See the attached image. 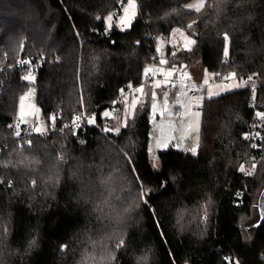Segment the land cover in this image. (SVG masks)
<instances>
[{
	"label": "trees",
	"instance_id": "1",
	"mask_svg": "<svg viewBox=\"0 0 264 264\" xmlns=\"http://www.w3.org/2000/svg\"><path fill=\"white\" fill-rule=\"evenodd\" d=\"M121 1L0 0V264H137L143 255L148 264H264V222L243 221L258 214L264 186V0H206L199 12L189 0H137L131 28L108 34ZM175 26L196 43L169 49L168 66L200 58L215 75L259 76L258 107L253 78L205 97L197 154L169 146L155 169L149 104L117 133L101 111L122 108L124 92L159 63L158 36ZM20 56H43L33 80ZM31 85L43 119L86 115L80 127L15 124Z\"/></svg>",
	"mask_w": 264,
	"mask_h": 264
},
{
	"label": "rangeland",
	"instance_id": "2",
	"mask_svg": "<svg viewBox=\"0 0 264 264\" xmlns=\"http://www.w3.org/2000/svg\"><path fill=\"white\" fill-rule=\"evenodd\" d=\"M206 0H189L186 5L190 8L196 9L201 3L205 4ZM125 7L120 17L118 27L122 30L130 29L138 14L137 0L124 1ZM116 9V8H115ZM113 9L111 13L115 10ZM127 19L128 23L123 21ZM111 21V16L107 17V22ZM187 39L195 40L192 33L188 32L184 27L175 26L172 28L168 35H159L157 39V51L160 52V60H168L167 54L169 49L173 53L179 51L188 50L193 47L187 45ZM156 53V52H155ZM155 56V55H153ZM159 58V57H158ZM201 68V72H196L194 69ZM171 68L168 64L154 63L148 65L147 70L152 69L151 73L155 74L156 79L154 81L147 80L151 74H146V77L142 83L137 86L129 87V90L124 92L120 102L122 108L117 107H105L101 111V115L108 119L111 123L105 125V129H112V132L117 133L116 129L125 126L128 119L134 115L136 107L139 104L147 102L150 107V115L153 122L150 137V160L155 169L160 168L161 163L159 159V150L166 149L169 146H173L182 151H189L191 154L192 148L199 146L200 138V121H201V105L205 97L215 96L229 90L239 88L243 85L253 84L249 81V78L254 77H237L233 73L223 74L222 79L220 75L208 71L201 64L200 58L195 59L192 63L183 66V70H179L177 66V72L179 75L183 72L185 77L200 81L202 87L199 88L194 95L190 94L189 85L180 84L176 82L175 87L169 86L166 88L155 89L154 82L160 80L162 84H166L164 77L160 75L156 69H168ZM176 75V74H175ZM162 76V78H159ZM202 76V78H201ZM228 79L229 83L226 84L225 80ZM254 82V81H253ZM143 87L144 92L138 93L136 90ZM157 92V98L155 103L157 105L155 113L152 110L151 93ZM167 93L165 95L164 93ZM35 87L31 85L19 99L18 103V115L21 117L19 126L29 122H39L40 127L46 131L50 129H59L54 123H48L41 116V110L39 105L34 101ZM138 100V103L133 107V100ZM165 102L167 107L165 108ZM62 112V110H59ZM108 115L105 116L104 114ZM63 115V114H62ZM94 118L90 117L89 119ZM50 126V127H49ZM20 127L18 128V130ZM197 154V153H196ZM252 167V166H251ZM258 214L255 213L251 217L245 218V223H252Z\"/></svg>",
	"mask_w": 264,
	"mask_h": 264
},
{
	"label": "built area",
	"instance_id": "3",
	"mask_svg": "<svg viewBox=\"0 0 264 264\" xmlns=\"http://www.w3.org/2000/svg\"><path fill=\"white\" fill-rule=\"evenodd\" d=\"M124 1L126 0H122L120 2V5L119 7H116V9L113 11V17H112V23H108L104 26V31L108 34H110L112 32V30L114 29L115 26H117V24L119 23V20H120V17L123 13V9L125 7V3ZM155 57H160V52L156 51L155 53ZM43 60V56L42 57H35V58H26V57H22L20 56L18 58V60L16 61V66L18 68H21L23 70V74L24 76L26 75H34V74H38V64H40ZM22 61H26L27 63H21ZM184 74V73H183ZM255 74V73H254ZM237 77L241 76V75H238V74H235ZM256 75V74H255ZM219 77H221L222 79V76L220 75ZM159 78H162V76H160ZM156 79V76L155 74L151 73L147 80H150V81H154ZM255 81L256 83L254 84L253 86V93L250 97V105L253 107V108H256L257 110V101H256V92H257V86H258V81H259V76H255ZM176 82H179L180 84H184V85H189L191 86L190 87V94L194 95L197 91H199V88L202 87V84L200 81H197V80H194V79H191V78H187L185 77V74L184 75H179V74H176L174 75L172 78H171V85H174L176 84ZM169 81H166V84H168ZM225 83L228 84L229 83V80L226 79L225 80ZM56 116V117H59L62 115V112H53L51 114L50 117L52 116ZM84 116V119L87 117L86 115H83ZM82 119L79 123L81 124L82 121L84 120ZM20 121H21V117L18 115L15 117L14 119V123L15 124H20ZM24 125V130L27 131V132H35L34 129L36 126H39L40 123L39 122H29V123H26V124H23ZM67 127H74L76 128L75 125L72 124V121L70 120H65L59 127V130H63L64 128ZM46 130L42 129V132L41 133H44ZM250 137V136H248ZM254 168V166H252V169Z\"/></svg>",
	"mask_w": 264,
	"mask_h": 264
},
{
	"label": "snow or ice",
	"instance_id": "4",
	"mask_svg": "<svg viewBox=\"0 0 264 264\" xmlns=\"http://www.w3.org/2000/svg\"><path fill=\"white\" fill-rule=\"evenodd\" d=\"M202 7H204V4H203V3H201L199 6H197L196 11L199 12L200 9H201ZM123 23L127 24V23H128V20L125 19V20L123 21ZM194 23H195V22H194ZM192 26H193V25H188L189 28L192 27ZM224 39H225V40L228 39L227 34H225ZM195 43H196V41L193 40V39H187V41H186V44H187V45H192V44H195ZM172 54L175 55V53H172ZM21 63H27V62H26V61H22ZM159 63L162 64V65L167 64V60H160ZM181 67H182V66H181ZM177 70H178V69H177V66H176V65H173L171 68H168V69H156V71H157L160 75H162V76L164 77V80H165V81H169V83H168V84H162L160 80H156V81L154 82V88H155V89H161V88H164V89L166 90V88L169 87V86H173V87H175V85H171L170 82H171V78L177 73ZM152 71H153L152 69H149V70H147V73H146V74H150ZM181 75H184V74L181 73ZM233 75H234V74H233ZM23 79H24L25 81H29V80H33L34 77L31 76V75H26V76L23 77ZM249 79H251V78H249ZM136 91H137L138 93H143V92H144V89H143V87H141V88H138ZM164 94L167 95L166 91H165ZM156 98H157V92H156V91H153V92L151 93V99H152V101H153L151 107H152V110H153L154 113H155V109H156V107H157V105H156V103H155ZM137 103H138V100L134 99V100H133V107H135ZM166 107H167V103L165 102V108H166ZM104 115L107 116L108 114L105 113ZM56 119H57V117H56L55 115L52 116V117H50V121H51L52 123H54ZM82 119H84L83 114L75 115V116L73 117V119H72V124L75 125L76 128H79V127H80V123H79V122H80ZM261 119H264V114H261ZM94 122H95V118L87 119V123H89V124H92V123H94ZM66 127H67V126H66ZM34 131H35L36 133H41V132H42V128H41L40 126H36L35 129H34ZM105 131H112V129H105ZM116 131L119 132V129H116ZM74 134H75V133H74ZM16 135H17V136H20L21 133H20L19 131H17V132H16ZM28 144L30 145V144H31V141H28ZM191 151H192L193 155H195V154L197 153V148L194 147V148L191 149ZM60 159H63V157H61ZM240 170H241L242 172L244 171L243 166H241V169H240ZM249 174H251V173H249ZM110 179H111V178L105 179V180L102 181V183L108 184V183L110 182ZM33 183H34V182H33ZM114 211H117V210L114 209ZM125 211H126V210H125ZM117 215H119V212H118V211H117ZM122 245H123V241H121L120 244L117 245V247H121ZM109 258H113V259H114V257H111V256H109ZM143 259H147V257L145 256V257H143Z\"/></svg>",
	"mask_w": 264,
	"mask_h": 264
},
{
	"label": "water",
	"instance_id": "5",
	"mask_svg": "<svg viewBox=\"0 0 264 264\" xmlns=\"http://www.w3.org/2000/svg\"><path fill=\"white\" fill-rule=\"evenodd\" d=\"M257 209H258V220L255 222L256 225L261 224L264 222V186L261 189L259 196H258V201H257Z\"/></svg>",
	"mask_w": 264,
	"mask_h": 264
},
{
	"label": "clouds",
	"instance_id": "6",
	"mask_svg": "<svg viewBox=\"0 0 264 264\" xmlns=\"http://www.w3.org/2000/svg\"><path fill=\"white\" fill-rule=\"evenodd\" d=\"M127 210V209H125ZM31 245H34L35 244V239L31 240L29 242ZM147 257V259H143V257ZM148 260H149V257L147 255H143V256H140L137 258V264H148Z\"/></svg>",
	"mask_w": 264,
	"mask_h": 264
},
{
	"label": "crops",
	"instance_id": "7",
	"mask_svg": "<svg viewBox=\"0 0 264 264\" xmlns=\"http://www.w3.org/2000/svg\"><path fill=\"white\" fill-rule=\"evenodd\" d=\"M201 68L202 67H198L197 69H194V71H196V72H201ZM201 78H202V76H201ZM201 88V87H200Z\"/></svg>",
	"mask_w": 264,
	"mask_h": 264
}]
</instances>
